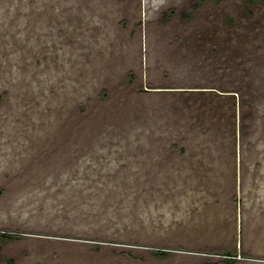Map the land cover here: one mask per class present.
<instances>
[{"label":"rangeland","instance_id":"obj_1","mask_svg":"<svg viewBox=\"0 0 264 264\" xmlns=\"http://www.w3.org/2000/svg\"><path fill=\"white\" fill-rule=\"evenodd\" d=\"M192 1L0 0V264H264V0Z\"/></svg>","mask_w":264,"mask_h":264},{"label":"trees","instance_id":"obj_2","mask_svg":"<svg viewBox=\"0 0 264 264\" xmlns=\"http://www.w3.org/2000/svg\"><path fill=\"white\" fill-rule=\"evenodd\" d=\"M209 0H193L192 2H190L189 4V11L195 12L196 10H198V8L200 6H202L205 2H207ZM14 236L10 233H0V239H4V238H13ZM216 254H222L225 257H223L222 259L218 260V261H206L202 264H234L236 262V259L233 258L235 257V252H231V251H224L223 253H219V252H215ZM164 254L167 255V253L163 250H157V252H155V255L158 256H163Z\"/></svg>","mask_w":264,"mask_h":264}]
</instances>
